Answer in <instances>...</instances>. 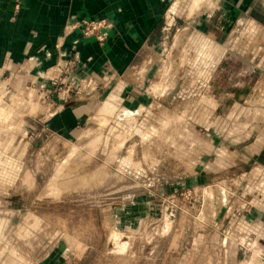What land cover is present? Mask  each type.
<instances>
[{"label": "rangeland", "instance_id": "374dc122", "mask_svg": "<svg viewBox=\"0 0 264 264\" xmlns=\"http://www.w3.org/2000/svg\"><path fill=\"white\" fill-rule=\"evenodd\" d=\"M262 25L168 29L130 79L76 57L1 78L0 264H264ZM79 100L82 141L44 130Z\"/></svg>", "mask_w": 264, "mask_h": 264}, {"label": "crops", "instance_id": "0c3cea01", "mask_svg": "<svg viewBox=\"0 0 264 264\" xmlns=\"http://www.w3.org/2000/svg\"><path fill=\"white\" fill-rule=\"evenodd\" d=\"M15 1L0 0V79L40 80L51 66L74 57L87 68L109 64L119 78L130 79L135 67L156 60L168 29L172 33L184 24L203 34L225 31L242 14L264 10V0H18L15 13ZM93 18L111 23L104 45L81 33L80 21ZM260 29L264 34V25ZM91 112L83 100L60 106L43 128L68 143L72 138L82 141L79 134ZM58 170L49 179L52 183L59 179Z\"/></svg>", "mask_w": 264, "mask_h": 264}, {"label": "built area", "instance_id": "2783aa9c", "mask_svg": "<svg viewBox=\"0 0 264 264\" xmlns=\"http://www.w3.org/2000/svg\"><path fill=\"white\" fill-rule=\"evenodd\" d=\"M19 8L20 3L16 0L13 5L14 12L16 13ZM110 27L111 23L106 18L81 20L79 26L84 37H92L101 44L107 39Z\"/></svg>", "mask_w": 264, "mask_h": 264}]
</instances>
